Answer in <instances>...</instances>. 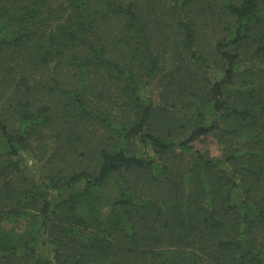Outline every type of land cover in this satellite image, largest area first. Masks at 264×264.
<instances>
[{"label":"trees","instance_id":"16d2710c","mask_svg":"<svg viewBox=\"0 0 264 264\" xmlns=\"http://www.w3.org/2000/svg\"><path fill=\"white\" fill-rule=\"evenodd\" d=\"M0 264H264V0H0Z\"/></svg>","mask_w":264,"mask_h":264},{"label":"rangeland","instance_id":"374dc122","mask_svg":"<svg viewBox=\"0 0 264 264\" xmlns=\"http://www.w3.org/2000/svg\"><path fill=\"white\" fill-rule=\"evenodd\" d=\"M200 140L201 141H198V142L195 143V146L197 148H199V149H201L203 151L204 150H208L209 153L212 154V155H218V153H219L218 147L216 145V142L212 138H210V137L203 138L202 137ZM108 189L109 190L104 191V193H103L104 197H108L110 195V193L112 192L110 190V188H108Z\"/></svg>","mask_w":264,"mask_h":264}]
</instances>
